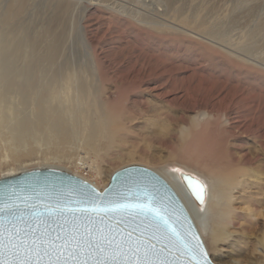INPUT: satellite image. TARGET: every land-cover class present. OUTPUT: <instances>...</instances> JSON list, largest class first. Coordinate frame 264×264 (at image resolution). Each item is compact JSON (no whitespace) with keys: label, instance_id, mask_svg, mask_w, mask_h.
Here are the masks:
<instances>
[{"label":"rangeland","instance_id":"rangeland-1","mask_svg":"<svg viewBox=\"0 0 264 264\" xmlns=\"http://www.w3.org/2000/svg\"><path fill=\"white\" fill-rule=\"evenodd\" d=\"M131 165L198 177L209 258L264 264V0H0V177Z\"/></svg>","mask_w":264,"mask_h":264},{"label":"water","instance_id":"water-1","mask_svg":"<svg viewBox=\"0 0 264 264\" xmlns=\"http://www.w3.org/2000/svg\"><path fill=\"white\" fill-rule=\"evenodd\" d=\"M183 176L203 185L202 202L189 190V181ZM180 177L188 194L198 205H202L206 194L204 183L188 173H181ZM149 199L165 206L175 234H157L156 227L144 221L143 217L133 218L124 212L111 210L113 203L136 205ZM88 201L98 206L97 212L82 211L93 206ZM3 205L10 206L18 215L33 223L36 219L51 222L58 217L61 223L66 221V226L71 229L90 219L94 227H111L125 239L132 232L133 241L151 240L157 234L158 239L152 242L157 244L158 249H166L160 258L168 264H205V260L206 264H216L209 258L193 219L173 188L156 171L142 166L131 165L114 172L102 191L89 181L54 167L18 171L0 177V206ZM61 211L63 216H59ZM3 219L6 223L7 217ZM137 226H140L139 230L134 231ZM202 251L207 254L206 258L201 255Z\"/></svg>","mask_w":264,"mask_h":264},{"label":"snow or ice","instance_id":"snow-or-ice-1","mask_svg":"<svg viewBox=\"0 0 264 264\" xmlns=\"http://www.w3.org/2000/svg\"><path fill=\"white\" fill-rule=\"evenodd\" d=\"M182 178L189 181V190L202 202L203 185L187 176ZM88 203L93 204L91 209L82 211L97 212L98 206L93 201ZM111 210L133 218L143 217L156 227L157 234L167 236L176 232L165 206L152 199L136 205L113 203ZM59 216H63V211ZM66 223H61L58 217L51 222L36 219L33 223L10 206H0V264H168L160 258L166 249H158L152 242L158 239L157 234L151 240L133 241L132 232L125 239L111 227H94L90 219L71 229ZM201 255L206 258L207 254L202 251Z\"/></svg>","mask_w":264,"mask_h":264},{"label":"bare ground","instance_id":"bare-ground-1","mask_svg":"<svg viewBox=\"0 0 264 264\" xmlns=\"http://www.w3.org/2000/svg\"><path fill=\"white\" fill-rule=\"evenodd\" d=\"M222 158V157H221ZM225 158V157H224ZM205 159V158H204ZM227 161H228V158H226ZM202 160V159H201ZM220 160V158H219ZM219 160L215 159V157L213 156H210L208 161H209V165L213 168V170L211 169V179L213 181H215L216 183H220V180H221V175H223V173H229L231 174L232 172L234 173L235 169L232 168L233 167V163H232V158L229 159V162L227 163V165H224L223 164V159L219 162ZM225 161V164L226 162ZM205 162V161H204ZM207 165V164H206ZM210 171V170H209ZM159 172V171H158ZM160 174V173H159ZM76 176H79L83 179H85L83 176H80V175H77L75 174ZM161 176V175H160ZM172 188L173 190L176 192L177 196L181 199V201L183 202V204L185 205V208L187 209V211L189 212L191 218L193 219L192 221H194L195 223V226L197 227L198 229V233L200 234L201 237H203L202 235V231H204L207 227L205 225V221H203V215L202 214H199L197 212V209L198 208H195L197 207L196 204H195V201L193 200V198L188 194L187 190L185 189L182 180L181 178H179L177 175H169V176H161ZM86 180V179H85ZM88 181V180H87ZM214 183V182H213ZM212 184V183H211ZM228 184V182H227ZM209 185V184H208ZM207 185V186H208ZM95 186V185H94ZM96 187V186H95ZM224 187V186H223ZM97 188V187H96ZM215 188V187H214ZM209 189V188H208ZM102 191V190H100ZM210 192V191H209ZM210 195V194H209ZM208 195V196H209ZM212 195V194H211ZM214 195V194H213ZM212 198V197H211ZM206 199V198H204ZM210 199H208L209 201ZM215 205H218V204H215ZM209 206V205H208ZM214 206V205H212ZM215 207V206H214ZM211 229H209L210 231ZM216 230V229H215ZM212 231V230H211ZM214 231V230H213ZM212 231V232H213ZM217 231V230H216ZM211 237H209V236ZM206 236V235H205ZM217 236L215 235V233H211L209 232L207 234V241H208V245L210 246V248H212L213 250H217L216 248V242H217ZM204 239V238H203Z\"/></svg>","mask_w":264,"mask_h":264}]
</instances>
